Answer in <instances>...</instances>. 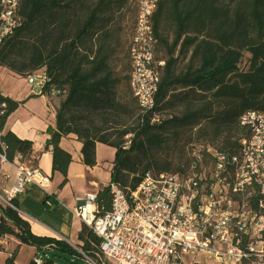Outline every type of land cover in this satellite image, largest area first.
I'll use <instances>...</instances> for the list:
<instances>
[{"label": "trees", "instance_id": "1", "mask_svg": "<svg viewBox=\"0 0 264 264\" xmlns=\"http://www.w3.org/2000/svg\"><path fill=\"white\" fill-rule=\"evenodd\" d=\"M118 4L121 0H22L21 26L0 48V67L22 77L45 69L50 79L45 94L51 98L53 91L60 93L57 126L48 131L47 150L52 147L53 172L64 176L61 187L67 182L72 157L60 143L71 135L83 143L87 167L97 164V143L116 149L111 182L128 192L135 191L152 170L182 176L193 148L212 146L238 154L250 135L240 125L242 116L264 113V0H162L153 18L155 63L160 72L155 114L160 122L152 123L153 115L143 114L132 94L129 42L126 82L136 105L137 124L121 134L109 131L113 128L107 123L116 114L131 117L134 112L126 107L122 80L112 68L110 33H103ZM137 12L138 0L133 31ZM160 48L165 53L162 59L157 56ZM245 53L251 55L246 72L239 68ZM188 55L186 70L177 74L180 60ZM21 104L0 94V155L11 164L21 156L23 163L39 168L32 160V142L4 133L8 117ZM176 106L182 107L180 115L162 116ZM192 143L202 144L191 147L184 162L185 147ZM95 206L101 215L110 211L109 187L97 194ZM0 216V240L13 236L38 251L77 252L65 241L35 235L14 199L10 205L0 204ZM79 241L78 248L99 261L100 239L86 225ZM42 259L43 264H54ZM6 264L17 263L11 257Z\"/></svg>", "mask_w": 264, "mask_h": 264}, {"label": "built area", "instance_id": "2", "mask_svg": "<svg viewBox=\"0 0 264 264\" xmlns=\"http://www.w3.org/2000/svg\"><path fill=\"white\" fill-rule=\"evenodd\" d=\"M161 1L138 0L129 45L131 91L141 112L153 115L152 123L160 122L155 114L160 72L153 18ZM21 2L0 0V48L21 26ZM27 81L47 96L45 69ZM58 94L53 91L51 98ZM240 125L250 135L236 155L196 147L182 176L148 172L129 192L111 183V209L102 215L96 196L80 199L84 205L75 215L100 239L99 261L74 247L86 264H181L190 255L204 256L206 264H264V113L247 112ZM0 159L7 163L5 156ZM22 161L17 156L8 205L31 186L41 185L39 168ZM34 263L43 264V259Z\"/></svg>", "mask_w": 264, "mask_h": 264}, {"label": "crops", "instance_id": "3", "mask_svg": "<svg viewBox=\"0 0 264 264\" xmlns=\"http://www.w3.org/2000/svg\"><path fill=\"white\" fill-rule=\"evenodd\" d=\"M0 94L22 103L8 117L4 133L11 132L23 141L32 142V160L41 173L38 177L41 185H33L14 198L17 211L29 222L35 235L62 240L72 247L81 246L79 234L84 224L75 212L84 205L80 199L87 195L97 196L112 183L116 149L97 143V164L91 168L83 162V143L77 136L63 138L60 147L71 155L72 162L68 168L67 182L61 187L64 176L53 172L52 147L47 150L51 137L48 131L57 126L59 99L41 94L40 90L28 83L27 77L16 75L4 67H0ZM16 165V160L12 164L7 162L0 165V195L5 202L0 201V204L3 206L8 205L7 194L16 180ZM92 208H95L94 205ZM0 246V264H6L11 257L17 264H31L35 258H42L38 256L36 248L22 245L13 236L1 239ZM182 263L206 264V260L201 261L190 255L184 257Z\"/></svg>", "mask_w": 264, "mask_h": 264}, {"label": "rangeland", "instance_id": "4", "mask_svg": "<svg viewBox=\"0 0 264 264\" xmlns=\"http://www.w3.org/2000/svg\"><path fill=\"white\" fill-rule=\"evenodd\" d=\"M82 9V8H79ZM136 14V0H121V4H118L112 14L111 17L109 15L108 23H105L103 33H110L111 39V46L114 51V59L112 61V68L115 70L118 77L122 80V85L120 87L121 93L127 97V103L130 110L134 112V114L130 117L127 116L125 113H119L112 117V122L107 123V127L113 128L117 134H121L128 127H134L137 124V116H136V105L133 101H131V95L128 88V83L126 82V76L128 74V58H127V49L130 39L132 37L133 27H134V20ZM83 12H79V17H83ZM108 17V16H106ZM94 44V42H93ZM91 46V44H89ZM95 49V48H93ZM157 56L159 59L165 57L164 50L160 48L157 52ZM190 59V55L186 59H181L179 65L176 68V73L180 74L183 73L188 65ZM251 59V55L249 53H245L239 68L241 71H248L249 69V60ZM182 111V107L176 106L174 108H169L162 112V116L166 117V119L171 118L172 116L180 115ZM99 123V121L97 122ZM110 133V132H109ZM128 137H125L124 140L127 141ZM202 143H192L185 147V154L186 158L184 162H187V157L191 147L194 145H199ZM1 165V159H0ZM156 171V170H152ZM1 175V173H0ZM0 201L4 202L0 195ZM1 202V203H2ZM5 203V202H4ZM38 256L51 259L54 264H86L85 260L79 253H66L61 250L51 248V249H43L38 251ZM192 258V257H191ZM198 260L205 261V257L200 255L198 257H194ZM185 264V263H181Z\"/></svg>", "mask_w": 264, "mask_h": 264}]
</instances>
